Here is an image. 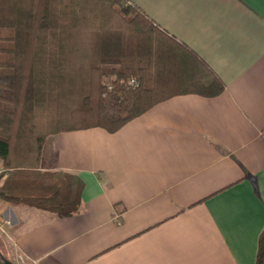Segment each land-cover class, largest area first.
<instances>
[{"label": "crops", "instance_id": "1", "mask_svg": "<svg viewBox=\"0 0 264 264\" xmlns=\"http://www.w3.org/2000/svg\"><path fill=\"white\" fill-rule=\"evenodd\" d=\"M132 2L225 90L174 96L115 133L49 136L40 169L77 178L81 210L59 217L0 199L7 253L19 264H255L264 231V0Z\"/></svg>", "mask_w": 264, "mask_h": 264}, {"label": "trees", "instance_id": "2", "mask_svg": "<svg viewBox=\"0 0 264 264\" xmlns=\"http://www.w3.org/2000/svg\"><path fill=\"white\" fill-rule=\"evenodd\" d=\"M224 90L202 59L126 0H0V160L8 172L0 199L73 216L83 185L40 169L49 136L115 133L174 96ZM255 264H264V231Z\"/></svg>", "mask_w": 264, "mask_h": 264}, {"label": "rangeland", "instance_id": "3", "mask_svg": "<svg viewBox=\"0 0 264 264\" xmlns=\"http://www.w3.org/2000/svg\"><path fill=\"white\" fill-rule=\"evenodd\" d=\"M1 168H4L3 166H0ZM8 177V172L7 170L5 169V173H4V176H3V181ZM11 245V244H10ZM10 245L8 244H5L3 238L0 237V250H4L6 251V255H4V258L8 261H11V262H15L16 264L18 263L19 264V258H16V254L15 252H11V253H7V250L8 251H12V247H10ZM21 262V261H20Z\"/></svg>", "mask_w": 264, "mask_h": 264}, {"label": "built area", "instance_id": "4", "mask_svg": "<svg viewBox=\"0 0 264 264\" xmlns=\"http://www.w3.org/2000/svg\"><path fill=\"white\" fill-rule=\"evenodd\" d=\"M126 1H128L129 3H133L132 0H126ZM130 85L135 86V87H138V84L136 83L135 80H131V81H130ZM110 89H111V88H110ZM4 173H5V169L0 167V178H1L2 176H4ZM1 222H2V220H1V218H0V227H1Z\"/></svg>", "mask_w": 264, "mask_h": 264}, {"label": "water", "instance_id": "5", "mask_svg": "<svg viewBox=\"0 0 264 264\" xmlns=\"http://www.w3.org/2000/svg\"><path fill=\"white\" fill-rule=\"evenodd\" d=\"M0 264H12L10 261L6 260L0 253Z\"/></svg>", "mask_w": 264, "mask_h": 264}]
</instances>
